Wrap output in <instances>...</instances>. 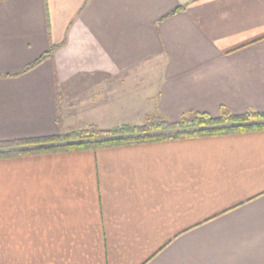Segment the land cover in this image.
<instances>
[{"label":"crops","instance_id":"1","mask_svg":"<svg viewBox=\"0 0 264 264\" xmlns=\"http://www.w3.org/2000/svg\"><path fill=\"white\" fill-rule=\"evenodd\" d=\"M223 108L264 0H0V143ZM0 264H264V131L0 159Z\"/></svg>","mask_w":264,"mask_h":264},{"label":"trees","instance_id":"2","mask_svg":"<svg viewBox=\"0 0 264 264\" xmlns=\"http://www.w3.org/2000/svg\"><path fill=\"white\" fill-rule=\"evenodd\" d=\"M51 53L30 64L21 74L37 67ZM57 99L60 102V94ZM259 131H264V113L248 111L242 115H234L223 108L217 118L206 113L192 112L173 123L165 117L149 116L141 126L122 125L111 130L92 126L82 131L61 133L56 137L4 142L0 143V159Z\"/></svg>","mask_w":264,"mask_h":264}]
</instances>
